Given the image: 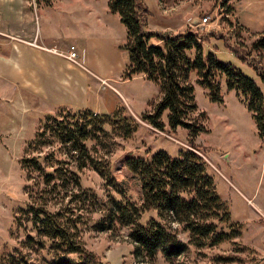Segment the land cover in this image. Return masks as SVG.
<instances>
[{"label":"rangeland","instance_id":"1","mask_svg":"<svg viewBox=\"0 0 264 264\" xmlns=\"http://www.w3.org/2000/svg\"><path fill=\"white\" fill-rule=\"evenodd\" d=\"M144 2L149 30L175 33L188 26L197 29L204 39L203 52H212L217 60L239 69L264 97V81L255 69L264 70V48L252 47L264 34V0ZM204 15L210 18L201 24ZM12 39L18 41L17 46L9 43ZM125 42V26L117 13L108 10L107 0H51L49 5L35 0H0L1 263L49 264L53 250L38 244L30 221L20 215L27 201L36 200L54 209L66 207L73 215L80 213L84 219L79 230L82 244L107 264H239L237 259L222 260L221 256L237 257L243 264L252 259L264 264V138L259 137L245 103L234 90L226 89L222 78L217 81L222 101H210L208 89L197 82L195 70L190 71L188 82L193 86L196 109L187 120L201 126L202 131L193 142L207 162L232 219L241 225L240 234L217 245L196 247L187 243L186 232L179 231L178 237L187 243L181 254L167 259L158 251L149 258L133 254L125 225L98 226L105 219L112 190L96 166L100 168L107 159L113 163L125 152L165 150L176 154L190 146L187 129L169 128L168 110L161 115L163 130L141 119V114L150 112L160 99V86L142 74L125 76ZM71 46L76 52L73 59L68 56ZM13 47L18 54L16 66ZM30 47L56 59L55 65L48 56L41 62L43 87L21 86ZM16 70L20 84L11 85ZM52 74L57 87H46L45 80ZM82 108L100 116H114V110L120 116L130 115L138 123L136 130L128 137L115 130L96 132L87 141L92 161L86 160L78 170L77 162L83 159L67 148L56 150L46 145L41 151L34 149L33 138L50 120L49 114L71 119ZM50 152L56 157H49L46 163L58 167L61 176L69 177L71 169H76L77 178H72L66 189L51 190L52 182L50 188L39 185L36 172H30L26 179L21 169V158ZM172 225L178 227L175 222ZM30 235L33 238L27 237Z\"/></svg>","mask_w":264,"mask_h":264},{"label":"trees","instance_id":"2","mask_svg":"<svg viewBox=\"0 0 264 264\" xmlns=\"http://www.w3.org/2000/svg\"><path fill=\"white\" fill-rule=\"evenodd\" d=\"M50 1L35 0L37 4L45 5ZM107 6L110 12L119 15L126 29L124 47L128 64L125 76L142 74L160 86V99L150 112L141 114V119L163 130L161 115L168 110L169 128L187 129L190 146L179 149L176 154L165 150L125 152L113 163L107 159L100 168L96 166L112 190L105 219L98 226L104 229L116 223L125 225L134 245L133 254L149 258L159 251L170 259L181 254L187 243L210 247L238 236L241 225L232 219L228 204L216 189L207 162L193 142V137L202 128L187 120L196 109L193 86L188 78L190 71L195 70L197 82L208 89L209 100L216 102L222 101L217 82L222 78L226 89L234 90L245 103L257 133L263 139L264 97L259 88L232 64L217 60L212 52L204 53V39L197 29L188 26L175 33L149 30L146 25L149 11L144 0H107ZM252 47L264 48V34L252 43ZM255 69L264 81V70ZM112 112L114 116H100L82 108L71 115V119L67 116L66 119H58L49 114L50 120L45 121L43 129L33 138L34 149L41 151V147L46 145H53L56 150L67 148L79 154L77 159H83L77 162L78 170L85 166L86 160L92 161L87 155V141L96 132L115 130L128 137L136 130L138 123L132 116H120L116 110ZM49 157L56 156L50 152L21 158L20 165L26 179L34 171L39 176V185L48 187L52 182L51 190L66 189L68 182L77 178L76 169H71L69 177H63L58 167L47 165ZM27 186L24 188L28 192ZM20 215L30 221L38 244L53 250L49 264H107L82 244L79 230L84 219L80 213L73 215L66 207L54 209L47 202L30 200L26 207L20 209ZM173 222L178 227H173ZM179 231L187 233V243L178 237ZM27 237L33 238L31 235ZM220 258L237 259L239 264H243L237 257ZM1 261L0 254V264ZM247 264L259 263L252 259Z\"/></svg>","mask_w":264,"mask_h":264},{"label":"crops","instance_id":"3","mask_svg":"<svg viewBox=\"0 0 264 264\" xmlns=\"http://www.w3.org/2000/svg\"><path fill=\"white\" fill-rule=\"evenodd\" d=\"M174 30V29H171ZM9 43H11L13 46H17L18 41L15 39H12L11 41H9ZM13 52H14V56H12L13 60V65H17L16 62V58L18 56V54L15 53V48L13 47ZM29 52V63L27 67H24L22 76H23V80H22V87H43L41 84V81L43 79H41V76L43 75L44 71L41 67V62H43L46 58V56L49 57V59L51 60L52 64H56V59L53 56H50L47 52L42 51L41 49H37L35 47H30L28 49ZM26 62V61H24ZM19 73L14 72L13 73V79L11 80V85H15V84H20L17 83V79H18ZM53 79H55L54 75L52 74L51 77L46 78L45 83H46V87H57L56 85V81H54ZM16 87V86H14Z\"/></svg>","mask_w":264,"mask_h":264},{"label":"built area","instance_id":"4","mask_svg":"<svg viewBox=\"0 0 264 264\" xmlns=\"http://www.w3.org/2000/svg\"><path fill=\"white\" fill-rule=\"evenodd\" d=\"M209 18H210V15H204L202 18H201V24H205V23H207L208 22V20H209ZM74 49V47L73 46H71L70 47V52H69V54H68V56H69V58H74L75 57V55H76V52H75V50H73Z\"/></svg>","mask_w":264,"mask_h":264}]
</instances>
